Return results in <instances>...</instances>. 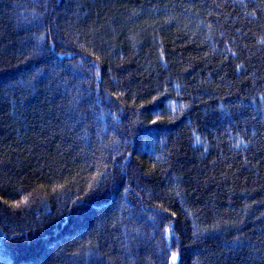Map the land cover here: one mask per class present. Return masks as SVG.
<instances>
[{"label": "trees", "instance_id": "trees-1", "mask_svg": "<svg viewBox=\"0 0 264 264\" xmlns=\"http://www.w3.org/2000/svg\"><path fill=\"white\" fill-rule=\"evenodd\" d=\"M173 254L264 264V0H0V264Z\"/></svg>", "mask_w": 264, "mask_h": 264}, {"label": "snow or ice", "instance_id": "snow-or-ice-1", "mask_svg": "<svg viewBox=\"0 0 264 264\" xmlns=\"http://www.w3.org/2000/svg\"><path fill=\"white\" fill-rule=\"evenodd\" d=\"M197 142L199 143V138H197ZM176 261H177V256L175 254H173V256H172L173 264H176Z\"/></svg>", "mask_w": 264, "mask_h": 264}]
</instances>
